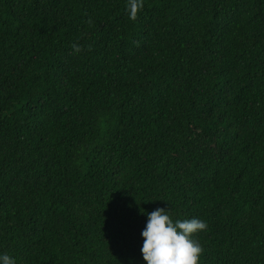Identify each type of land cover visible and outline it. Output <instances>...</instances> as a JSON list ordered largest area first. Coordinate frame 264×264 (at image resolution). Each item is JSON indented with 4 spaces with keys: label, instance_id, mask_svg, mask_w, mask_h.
Listing matches in <instances>:
<instances>
[{
    "label": "trees",
    "instance_id": "trees-1",
    "mask_svg": "<svg viewBox=\"0 0 264 264\" xmlns=\"http://www.w3.org/2000/svg\"><path fill=\"white\" fill-rule=\"evenodd\" d=\"M126 5L0 0V254L146 264L162 208L264 264V0Z\"/></svg>",
    "mask_w": 264,
    "mask_h": 264
},
{
    "label": "clouds",
    "instance_id": "clouds-1",
    "mask_svg": "<svg viewBox=\"0 0 264 264\" xmlns=\"http://www.w3.org/2000/svg\"><path fill=\"white\" fill-rule=\"evenodd\" d=\"M143 7L144 0H127L129 18L136 21ZM88 24L91 26L93 21L89 19ZM72 49L74 53L83 51L78 44H73ZM141 213L145 214L143 209ZM146 215L148 222L142 231L144 243L141 248L146 264H198L204 249L194 236L207 230L206 222L197 218L173 221L170 210L162 208ZM0 264H16V260L3 253Z\"/></svg>",
    "mask_w": 264,
    "mask_h": 264
}]
</instances>
